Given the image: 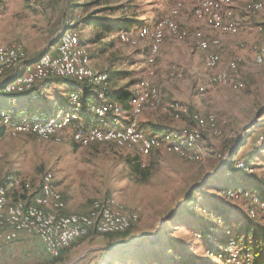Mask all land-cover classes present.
<instances>
[{
    "label": "rangeland",
    "instance_id": "374dc122",
    "mask_svg": "<svg viewBox=\"0 0 264 264\" xmlns=\"http://www.w3.org/2000/svg\"><path fill=\"white\" fill-rule=\"evenodd\" d=\"M91 1L95 0H0V44H8L9 42L4 41L8 36L19 37L21 35L22 38H32L29 35L34 36L35 33L32 32L31 29L44 26L41 21L44 19L42 15H44L45 18L50 15V20L53 17L58 19V34L66 23H70V27L73 28L76 18L81 16L80 22H78L74 29L81 42L85 44L87 48L90 63L93 68L104 71L101 69V66L103 64H108L112 60H116L115 62L120 63H129V61L136 59L138 56L140 57L142 47H145V42L148 44L149 40L146 38L143 39L144 41H140L138 45H131L121 42L119 38L115 36V31H112L105 36L103 40L94 43L96 41L95 39L103 33V29L96 25V23L85 24L86 22L90 19H94V17L103 16L106 17L105 20H108L111 14L117 17L122 13L125 19L123 23H119L117 32L119 28H126L128 32L138 33L142 25L155 26L162 17L168 14L170 8L176 2H180L182 6L178 14L174 17V20L178 27L188 31L189 34L187 37H181L165 31L157 54L154 57V62L150 66L155 74V63L157 58L158 62L167 60L169 75L161 82L175 84L183 81L186 69L185 64L187 63L186 59H188V50L192 45L191 43L184 45L185 43L183 42H186L185 39L189 38L192 33H190L188 29H192L194 26L193 24H195V22L192 23L191 12L192 6L196 3V0H97L96 3H92ZM249 2L251 1L242 0L240 9L245 11V5ZM87 3L91 4L88 7H84ZM112 5L122 6L123 11L117 12L114 8H107ZM72 6H74V8ZM248 12H250V14H255L257 11ZM180 15L181 18H178ZM86 16H90L89 20H86ZM196 20L204 23L203 20L195 18V21ZM126 22H129V24L126 25ZM202 31L204 32V30ZM167 33L172 35V38L168 39L167 37V44L163 49L162 58H160L159 53H161V46L166 39ZM204 34L208 36L207 33L204 32ZM108 39H113V41ZM173 40H177L179 43ZM103 42L106 44H102ZM10 43L18 42L13 41ZM186 47L187 50H185ZM144 58H146L145 55L144 57H140V59H142L141 61H144V63L142 62L141 64V68L145 71L148 64L145 62L146 60H144ZM126 63L120 65L126 68ZM172 70L181 71V77L171 76ZM134 75L132 79L129 78V80L133 81V84H130V81L128 83L129 85H134L135 92L139 79L136 74ZM232 75H234L233 85L235 90H239L238 92H241L240 94L242 95H249L248 99L251 100V108H255L256 111V109L262 105L261 102L264 101V67L259 66L255 61L248 67L239 62L237 70L233 72ZM152 82L160 89L165 100H173L180 103V101L174 99H167L163 91V85L155 83L153 79ZM239 83L241 86H239ZM212 86L215 89L222 87ZM110 88L112 89L113 87L110 86ZM65 103H67V97L64 102L53 101L46 106V108L40 110L32 112L21 110V112L17 114V118H21L23 114L39 117L43 111L53 110L56 106L65 105ZM1 106L3 107V105ZM3 108L13 113L11 110L5 107ZM188 110L190 118L197 116L195 114L192 116L190 109ZM162 111L163 110H161V112ZM163 113L165 112L163 111ZM208 113H214L216 115L218 126L220 130L222 129V132L220 135L208 133L207 144L210 149L216 150L217 159L219 158L222 163L228 155V151L230 152L236 145L233 139H237L239 136L244 138V136L242 129L229 125L228 116L225 114L223 108L222 111L211 110ZM139 114L136 115V118ZM254 119H256V114ZM67 128L69 127L60 130L62 132L59 139L51 137L53 134L48 136L28 133L11 134L8 129L4 128L3 134L0 135V185L3 184V181L8 176H12L16 179L14 186L16 184L19 186H28L29 182H27V179L32 181H35V179L38 181V179H40L39 182H41L42 176L47 171H50L53 174L52 181L54 187L57 190V187L60 186H62L63 189H68V191L74 195L77 202H91L90 205H92L95 202L101 203L105 201L106 203H110L113 211L118 213L133 212L138 215V219L133 222L128 230L121 234L105 235V233H90L92 235L72 245L71 247H74L71 250H67L59 260H52V256L48 254L49 257L45 253H38L37 257L28 256L27 253H25L22 256H17L15 260L16 264H110L112 260V264H135L134 258L127 255V253L130 252H135L141 257L143 253L146 252L145 257L149 255L150 258L147 264H167L173 256L177 255V258L180 259L178 255H183L185 243H188V245L190 243L189 247L193 248L191 249L193 251L192 255L203 256V249H198L197 245L200 241V237L196 236L195 240L191 234V227H187L190 224L192 225L194 218L196 216L199 217L200 214L219 218V215L215 213L217 207L213 206L211 202L206 203L203 201V195H201L202 192H200L201 185L203 184V192L207 191V193H210V191L215 189L219 198H223L224 201L226 200L229 203H235V207L238 210L240 207L245 209L248 206L247 216L249 221L258 222L260 217H262V215L259 217V214L260 211H264V195L260 194L261 197H258L257 194L253 193L251 187L253 186L252 184L255 178H260L264 181V165L262 163L257 164L259 160L256 158L264 154V147H262L264 146V135L257 136L263 133L257 134L254 138V142L258 146L254 153L255 160L251 163L250 167H246V171L249 173L248 175H250L249 181H240L239 184H232L230 180L227 182L226 177L228 178L230 176V171H226L225 173L221 172L213 177L211 181L214 180L216 182L215 185H212L210 184L211 182L208 176L201 182V178L205 173L203 172L202 174L201 172V176L195 180L198 184L194 182V189L190 190L191 188H189V186L193 180L183 187V177L178 175V171H183V160L178 155L163 150H157L155 152L152 151L150 155L144 156L130 148L118 147L110 143H93L87 146H81L72 140V130ZM251 137L252 134L250 135V138ZM203 158L202 155L200 160L192 162H200ZM236 160L235 166L237 168H244V159L239 158ZM138 171L149 173L145 181L140 182L138 180ZM209 172L212 174L211 171H207L206 173ZM215 173L217 172H214L213 175ZM258 181L257 183H259ZM199 182H201V184ZM261 183L263 186L264 182ZM197 190L198 192H196ZM189 192L190 195L193 192L192 195L194 197L191 200L189 208L194 211L196 216H191L194 215V213H189L185 210L179 217H173L171 219L167 217L162 220L159 230L153 236L143 238L137 244L124 243L129 240L137 241L138 237L130 238L129 232L139 221V215H141L142 209L143 212H145V219L155 217V209L162 207V205L171 204L172 208H174L173 210L176 211L182 206ZM115 198L119 200L123 199L125 203L130 206L138 204L139 214L136 211H132L133 208L130 206H125L124 208V205ZM117 201L123 207L121 210L115 207V202L117 203ZM186 203H183V205ZM205 206L213 208L214 211L207 209ZM223 223L222 221L221 224ZM165 229H168V231L165 232ZM260 236L262 241L258 240L250 244V246L256 247L254 250H261L264 248V234ZM230 238H234L240 248L245 247L242 245V241H239L238 237L236 238V236L232 234H225L222 237V241L217 244L213 242V239H210L208 242L210 249L206 250V254L214 260L216 257H222L226 264H231V260L227 256L228 241ZM193 240L194 247L192 246ZM153 243L157 245L154 247V245H152ZM140 244L142 246H140ZM169 246L173 247V249L169 250V252H165L167 249L166 247ZM120 249L121 252L118 251ZM127 249L130 251L122 252ZM173 250H176V255ZM261 260H264V258L258 261Z\"/></svg>",
    "mask_w": 264,
    "mask_h": 264
},
{
    "label": "crops",
    "instance_id": "0c3cea01",
    "mask_svg": "<svg viewBox=\"0 0 264 264\" xmlns=\"http://www.w3.org/2000/svg\"><path fill=\"white\" fill-rule=\"evenodd\" d=\"M233 4L235 12L237 13L236 15L238 17V30L235 33H220L217 30L206 26L202 21H195V18H198L195 17L191 12V20L192 23L195 22V24H193L194 26L192 29H188L190 32L200 28V30L202 29L205 33L208 34V38L219 39V46L215 47L211 45L208 51L215 50L219 54L220 68L226 67V64L233 58L238 60V64L240 62L248 67L254 61L253 47L261 42L260 28L264 27V7L261 10L255 12V14H250V12H245L240 9V7L242 6V0H233ZM256 13L259 14L257 15ZM42 17H44V19L41 20L44 26H41L37 29L32 28V32L35 33L34 36L29 35L32 38H22V36L20 35L19 37L8 36L4 40L5 42H18L23 46L25 50V55L22 58L23 61H20L15 67L5 72V74L0 75V102L7 107H5L6 109L11 110L15 115L18 114L17 111L23 106H27L31 110H40L46 108V106H48L53 101L64 102L68 92L71 91L72 88L75 89V87H78V82L71 79H62L59 81L50 79L36 83L31 92H27L24 94L16 93L13 95H9L8 93H4L2 91L3 83L9 81V79L14 78L16 74L20 73L23 70V67L26 65V62L33 60L42 51H46V53H54V49L57 43V35H59L58 19H56V17H53L50 20V15H48L46 18L44 15H42ZM178 18H181V15L178 16ZM115 36L118 38L117 29L115 30ZM167 37L168 39H170L172 38V35L167 33L166 39L161 46V53H159L160 58H162L163 49L167 44ZM103 38H101L100 40H103ZM108 40L113 41V39ZM173 41L177 42V40ZM185 41L186 42H183L185 43L184 45H187V43H191L193 46L191 45L188 50V59H186L187 63L185 64L186 69L183 81L175 84H167L166 82L162 83L161 81H163L164 78L169 75V70L167 60H161L160 62H158V58L155 63V74L152 78L153 81L155 83L163 85V91L167 99H174L180 101V103L182 102L184 106L190 109L192 116H194V114L206 115L211 110L222 111L223 108L225 114L228 116L229 125L234 127L236 126L238 129H242V133L244 136L243 142L237 147L231 149L230 152L233 151V153L231 154V158L234 160L239 158H248L250 159V162L253 163V161L255 160L254 153L256 151L254 138L257 134L264 133V101L261 102L262 105H260V107L256 109V111L255 108L252 109L250 102L251 100L248 99L249 95H242L240 94L241 92H238L239 90H235L233 85L234 75H232V73H230L231 80H229L226 85L215 89L209 83V80L207 78V74L209 71L205 65L206 52L200 51L198 48H196L194 40L191 36H189V38H186ZM102 44L106 43L103 42ZM145 44L146 46L142 47V53L140 57H144V55L146 57L148 53V44L147 42H145ZM185 50H187V47ZM140 57L138 56L136 59L129 61V63H120L115 62L116 60H112L106 65L103 64L101 66V69L108 71L109 85L116 90L128 89L130 91H133L134 85H129L128 82L131 81L129 80V78L132 79V77L135 76L134 74L138 76L139 80L142 78V76H145V71L141 68V64L142 62L144 63V61H141L142 59H140ZM124 63H126V68L123 67V65H120ZM200 87H202V90L199 89ZM255 114L256 119H254ZM136 120L138 126L143 131L152 133L158 128L163 130H171L179 128L183 125L191 124L193 122V117L190 118L189 115H184L180 119H174L170 115L163 113V111L161 112V110H149L139 114ZM84 122L87 123L86 125H111L109 118L106 119L105 123L103 124L92 115L85 116ZM208 133L211 134L208 131L204 132L203 138L195 147V149L199 153H201V155H203V160L200 162H192L182 159L183 171H178V175L180 177H183V187L192 180L193 181L190 184L189 188L193 187L195 180H197L198 177L201 176V172L202 174L203 172H205L201 178V182L208 176L210 178V184L215 185L216 181L211 180L213 179V177H215L216 173L214 175L213 173L218 171L221 160L219 158V160L217 159L216 150L210 149L207 144V139L209 136ZM251 134L252 137L250 138ZM230 152L228 151V154ZM263 157L264 154H261L260 157H256L259 160L257 164L262 163L264 165ZM207 171H211L212 174H210V172L206 173ZM138 172L139 174L137 177L140 182L145 181L149 176L148 172ZM5 181L6 179L3 181V184ZM39 181L40 179H38V181L37 179H35V181L27 179V182H29L28 186H19L16 184L15 186L8 187L7 193L9 198L12 200H31L33 196L36 195V188H38V185H40L41 183ZM245 181H249V178ZM257 181L259 183H257ZM201 182L199 183L201 184ZM261 182L264 181L260 178H255V180H253V186L251 188H254L257 185H261ZM195 184L198 183L195 182ZM53 188L57 190L54 185ZM57 188V191L61 193L62 198L65 202V206L62 209L63 213H79L88 210L91 202L79 203L75 200L74 195L69 192L68 189H63L62 186ZM202 190H204V184L201 185L200 188V192H202L201 195H203V201H205L206 203L211 202L213 206L217 207V211H215V213L219 215V218H213L203 214H200V216L197 217L195 214L196 217L194 218L192 225L190 224L189 226H187L191 227V234L194 239L196 236L200 237V241L197 245L198 249H203V256L192 255L193 251L191 249L193 248L189 247L190 243L189 245L188 243H185L183 255H178L180 259H178L176 255L173 257V259L167 262V264H175L176 261L182 259V256L183 264H226L222 257H216L214 260L206 254V250L210 249L208 245L210 239H213V242L217 244L218 242L222 241V237L225 234H232L238 237L239 241H242V245L244 246H248L254 241H262L260 235L264 234V211H260L259 217L260 215H262V217H260V220L258 222H251L249 221V218L247 216L248 206H245V209L240 207V209L238 210L235 207V203H229L226 200L224 201L223 198H219V195L216 193L215 189L213 191H210V193H207V191L203 192ZM116 200L121 202L124 205V208L125 206H130L125 203L123 199ZM118 201L117 203L115 202V207L118 210H121L123 207L122 205H120V203H118ZM130 207L133 208L132 211H136L139 214L138 204L132 205ZM45 208L49 210L55 209L50 200L46 202ZM206 208L214 211L213 208ZM173 209L174 208H172L171 204L162 205V207L155 209L156 215L155 217H151L150 219H145V212H143L142 209L141 215H139V221L130 229L129 232L130 238L138 237L137 241L129 240L125 241L124 243L137 244L143 238L151 237L156 234L159 230V227L161 226L162 220H164L166 216L174 212L175 210ZM222 221L224 222L223 224H221ZM166 231H168V229H165V232ZM193 243L194 240L192 244ZM192 246L194 247V244ZM73 247H70L68 250H71ZM263 249L264 248H262L258 251V253L255 254L256 262L264 258ZM25 253H27L28 256L31 255L32 257H37L38 253H45L46 255H48L44 250L42 241L36 235L28 234L24 231H19L15 238L8 240L4 237L3 234H0V264H16L15 260L17 256H22Z\"/></svg>",
    "mask_w": 264,
    "mask_h": 264
},
{
    "label": "bare ground",
    "instance_id": "6f19581e",
    "mask_svg": "<svg viewBox=\"0 0 264 264\" xmlns=\"http://www.w3.org/2000/svg\"><path fill=\"white\" fill-rule=\"evenodd\" d=\"M263 5L264 1H251L245 5V11H258L263 8ZM181 6L180 2H176L168 14L162 17L155 26L142 25L138 33L128 32L126 28L118 30V38L124 43L138 45L143 39L149 40L148 54L145 58L148 64L145 68V76L138 81L136 91L123 103L111 96L108 74L93 68L85 44L81 43L75 29L70 27V23H66L58 35L55 49L64 41L65 37V47L68 48V54L72 55V61H69V69H76L77 63V70L85 75L83 83L86 84L87 89L80 86L75 87L68 92L65 105L56 106L53 110H45L39 117L23 114L21 118H17V115L10 113L0 105V126L8 129L11 134L28 133L42 136L53 134L51 137L59 139L61 129L70 127L72 124H87L84 122V117L92 115L103 124L109 118L111 125H81L77 128V135L73 130L71 131L72 140L76 144L87 146L93 143H110L118 147L130 148L140 155H148L152 151L163 150L176 154L184 160H200L202 155L195 147L203 138L204 132L208 131L213 135H220L222 132L214 113L194 116L191 124L176 129H158L152 133L143 131L136 120V115L144 110H163L174 119H180L189 114L188 108L183 104L164 99L160 89L152 82L151 77L154 75V70L150 66L154 62L165 31L181 37L188 36V31L178 27L174 20ZM192 13L198 19L203 20L206 26L220 33H235L238 30V18L233 0H196ZM260 32L261 42L253 47L254 61L259 66L264 67V27L260 28ZM72 33L73 38L71 37ZM190 36L193 38L196 47L200 51L206 52L205 65L209 71L207 74L209 83L214 86L226 85L231 80L230 73L235 72L238 68V60L233 58L226 64V67L220 68L219 54L215 50L208 51L211 45L219 46V39L208 38L200 29L192 31ZM15 45L21 46V49H15ZM51 54L44 53L41 58H49ZM24 55L25 50L19 43L0 44V75L20 62H16V57L22 59ZM36 60L26 64L23 70L16 74L12 80L3 83L2 91L8 94L30 91L33 87L19 91L8 89L21 85L25 70L34 69ZM181 75V71H171L173 77H181ZM58 77L78 82L75 80L74 70H62V76ZM38 82L40 81H35V84ZM239 86H241L240 83ZM199 89L202 90V87ZM72 95L79 100H73ZM103 106L105 112L96 110L102 109ZM21 125V128L12 127ZM92 126L99 128V134L93 135V137H85L84 140L78 142V135H88L92 132ZM124 128H128L132 136L129 133H122ZM107 132H109L108 135ZM52 180L53 174L47 171L42 176L43 185L40 197L34 195L29 201L9 198L7 189L16 183L14 177L8 176L4 184L0 185L1 207L9 208V211L19 212L20 217L24 218L26 223L36 224L41 214L48 219L70 220L73 225L80 226L78 232L72 235L71 239H68L64 245H55V251L49 253L52 257L60 256L79 237L88 236L90 233H121L128 230L133 222L138 219V215L133 212L118 213L113 211L110 203L105 201L93 203L85 212L63 213L62 209L65 202L61 193L53 188ZM48 200L52 203L54 210L45 208ZM33 208H40V211L33 210ZM103 208L106 209L105 217L107 219L122 221V223L103 226L101 219H98L102 217ZM39 231H48L47 222L39 223ZM56 242H63V235H56ZM237 244L234 238H230L228 241L227 256L231 260V264H264V260L255 262V246L248 245L240 248Z\"/></svg>",
    "mask_w": 264,
    "mask_h": 264
},
{
    "label": "built area",
    "instance_id": "2783aa9c",
    "mask_svg": "<svg viewBox=\"0 0 264 264\" xmlns=\"http://www.w3.org/2000/svg\"><path fill=\"white\" fill-rule=\"evenodd\" d=\"M73 38V33L72 36ZM15 49H21V46L15 45ZM6 54H15V53H6ZM23 61V59H17L16 62ZM69 61H72V55L68 54V48L65 47V37L64 41L61 42L59 47H56L55 53H52L49 58H37L34 63V69L25 70L24 78L21 85L16 88H9L8 90L19 91L22 89H27L34 87L35 81H44L52 77L62 76V70H74L75 71V80L83 83L84 74L76 69H69ZM5 74V73H4ZM73 100H79L72 95ZM98 112H105L104 106L102 109H96ZM81 125L86 124H72L69 130H73L77 135V128ZM13 128H21V126H12ZM186 129V128H184ZM109 132H107L108 135ZM122 133H129L132 136V133L128 128H124ZM99 134V128L92 126V132L88 135H78V142L85 139V137H93V135ZM263 134L257 136H263ZM43 181L36 188V196L41 195ZM2 200V199H1ZM33 210L40 211V208H33ZM105 208L102 209L101 224L110 225L122 223V221H114V219H107L105 217ZM47 222L48 231H39V223ZM89 225V222H87ZM80 226H75L70 220L65 219H48L40 214V219H37L36 224L26 223V220L20 217L19 212L9 211V208L1 207L0 205V234H3L6 239H13L16 237L19 231H24L28 234L36 235L43 243L44 250L47 254L55 251V245H64L68 239H71L72 235H75ZM56 235H63V242H56Z\"/></svg>",
    "mask_w": 264,
    "mask_h": 264
},
{
    "label": "trees",
    "instance_id": "16d2710c",
    "mask_svg": "<svg viewBox=\"0 0 264 264\" xmlns=\"http://www.w3.org/2000/svg\"><path fill=\"white\" fill-rule=\"evenodd\" d=\"M96 1L97 0H95V1H91L92 3H96ZM91 3H87L84 7H88L89 5H90ZM73 8H74V6H72ZM107 8H114V10L115 11H117V12H121V11H123V7L122 6H120V5H112L111 7H107ZM123 14L121 13V15H119V16H114V15H110L109 17V19L108 20H105V18L106 17H94V19H90L89 20V18H90V16H86L85 18H86V20H89L88 22H86L85 24H90V23H96V25H98V26H100V28H102L103 30H102V34H100V36L98 37V38H96L95 40V42H97V41H99L101 38H103V37H105V36H107L110 32H112V31H115L116 29H117V27H118V25H119V23H123V20L125 19V18H123V16H122ZM80 20H81V16H78L77 18H76V20H75V22H74V24H73V28H75V26L78 24V22H80ZM73 21V20H72ZM126 25L127 24H129V22H126L125 23ZM125 26V25H124ZM120 29V28H119ZM118 29V30H119ZM81 41V40H80ZM82 43V42H81ZM105 71V70H104ZM107 74H108V71H105ZM108 78H109V75H108ZM51 80H56V81H59V80H62V78H59V77H52V78H50ZM50 79H47V80H50ZM63 80H67V79H63ZM44 81H46V80H44ZM42 82V81H41ZM130 84H133V81H130L129 82ZM82 87L83 89H87V86H86V84L85 83H82V82H78V87ZM33 90V88L30 90V91H26V92H22V93H19V94H24V93H27V92H31ZM110 93H111V96L113 97V98H115L116 100H118L120 103H123V102H125L133 93H134V90L132 91H130V90H128V89H124V90H122V89H120V90H116V89H114V88H110ZM13 94H16V93H13ZM13 94H9V95H13ZM86 95H87V93H86ZM84 97H85V95H84ZM60 102H62V101H60ZM1 105H3V107H6L3 103H0ZM7 108V107H6ZM21 110H26L27 112H32V111H35V110H31V109H29L27 106H23L21 109H19L17 112L19 113V112H21ZM3 130H4V127L3 126H0V135H2L3 134ZM233 142H236V145H235V147H237L238 145H240L242 142H243V137L242 136H239L237 139L235 138V139H233ZM254 144H255V147H257L258 145L254 142ZM262 147H264V146H262ZM234 148V147H233ZM233 153V151L232 152H230L227 156H226V158H225V160H224V162H222L221 164H220V167H219V169H218V171H217V173L215 174V176L216 175H218V174H220L221 172H226V171H230V176L227 178L226 177V179H227V182H229V180L230 181H232V184H239V182L240 181H245V180H247L249 177H250V175H248L249 173H247V171H246V167H250L251 166V162H250V159H248V158H245L243 161H244V164H245V166H244V168H237L236 166H235V163H236V159L234 160V159H232L231 158V154ZM230 155V156H229ZM262 184V183H261ZM194 189V186H193V188H192V190ZM252 191H253V193H255V194H257L258 195V197H261V195L260 194H263L264 195V185L262 186V185H257L256 187H254V188H252ZM191 192V191H190ZM190 192L187 194V196L185 197L186 199H187V203L186 204H182V206H180V208L178 209V210H176V212H173V213H171V214H169L167 217H168V219H171V218H173V217H179V215L180 214H182V213H184V211L185 210H187L189 213H194V211L193 210H191L190 208H189V206L191 205V200L194 198L193 197V192L191 193V195H190ZM196 192H198V190L196 191ZM195 192V193H196ZM194 193V194H195ZM18 198V197H17ZM21 198V197H20ZM24 198V197H23ZM204 215V214H203ZM191 216H195V213H194V215H191ZM166 217V218H167ZM125 232V231H124ZM124 232H121V233H124ZM121 233H108V234H105V235H112V234H121ZM86 236H84V237H79V238H77L76 240H74L72 243H71V245H70V247L72 246V245H74V244H77L78 242H80V241H82L84 238H85ZM237 238V237H236ZM152 245H154V247L157 245L156 243H153ZM140 246H142L141 244H140ZM70 247H68L67 249H65L62 253H61V255L60 256H58V257H52V260H59L60 258H62V256L66 253V251L70 248ZM167 249H166V251L165 252H169V250H171V249H173V247H171V246H169V247H166ZM256 248V247H255ZM118 251H120L121 252V249L120 250H118ZM127 251H130V250H126V251H122V252H127ZM176 250H173V252H174V254L176 255L177 253L175 252ZM256 251V253H258V251H259V249L258 250H255ZM145 254H146V252L145 253H143V256L141 257V256H138V254H136L135 252H130V253H127V255L129 256V257H133L134 258V262H135V264H147L148 262H149V255L148 256H146L145 257ZM50 257V256H49ZM169 257V256H168ZM174 257V256H173ZM173 259V258H172ZM171 260V259H170ZM112 262H113V260L112 261H110V264H112ZM175 264H183V258L181 259V260H178V261H176L175 262Z\"/></svg>",
    "mask_w": 264,
    "mask_h": 264
},
{
    "label": "water",
    "instance_id": "95a60500",
    "mask_svg": "<svg viewBox=\"0 0 264 264\" xmlns=\"http://www.w3.org/2000/svg\"><path fill=\"white\" fill-rule=\"evenodd\" d=\"M57 39H58V37H57ZM56 39V40H57ZM44 53H46V51H42L37 57H35L33 60H31V61H28V62H26L25 64H29V63H32L34 60H36L37 58H39L42 54H44ZM9 80H12V78L11 79H9ZM217 172V171H216ZM192 188L193 187H191V189L190 190H192ZM187 202V199L185 198L184 199V201H183V203H186ZM182 203V204H183ZM174 212H176V211H174ZM173 213V212H172ZM167 217V216H166Z\"/></svg>",
    "mask_w": 264,
    "mask_h": 264
}]
</instances>
